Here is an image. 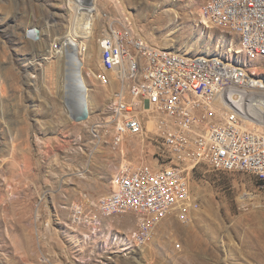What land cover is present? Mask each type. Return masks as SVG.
Instances as JSON below:
<instances>
[{"label":"rangeland","instance_id":"obj_1","mask_svg":"<svg viewBox=\"0 0 264 264\" xmlns=\"http://www.w3.org/2000/svg\"><path fill=\"white\" fill-rule=\"evenodd\" d=\"M123 1L147 43L167 52L226 58L229 46L240 48L232 33L198 24L206 0ZM70 2L0 0V264H259L264 190L250 175L196 167L187 174L197 204L190 221H178L171 211L150 221L143 247L131 235L134 214L95 211L120 168L158 169L168 162L153 157L151 123L144 136L112 144L114 127L107 121L120 86L99 68L97 39L112 19L126 17L117 0H96L100 24L80 72L88 117L75 122L64 112L45 69L55 57L52 45L75 18Z\"/></svg>","mask_w":264,"mask_h":264},{"label":"built area","instance_id":"obj_2","mask_svg":"<svg viewBox=\"0 0 264 264\" xmlns=\"http://www.w3.org/2000/svg\"><path fill=\"white\" fill-rule=\"evenodd\" d=\"M252 6L262 7V15H253ZM254 16L255 24L229 29L249 36V45L264 54V0H222L216 15H209L202 4L200 19L218 15ZM61 40L52 45L57 52ZM99 68L113 73L119 83L110 105L114 147L122 138L142 137L146 124L154 127L151 142L153 157L166 160L158 169L149 165L122 167L112 177L108 199H99L97 209L136 211L145 222H136L131 234L143 247L151 237L147 221L162 206H171L178 221H190L191 209L197 206L191 197L187 174L206 164L225 173H240L255 178L264 190V134L247 131L241 119L250 117L264 124V89L255 93L243 72L212 60L180 58L141 40L126 17L112 19L97 39ZM223 85H230L228 97H221ZM254 87L253 96L238 95V88ZM216 102L228 108L219 113ZM251 109V111L249 110ZM133 203V210H126ZM83 211L80 214L82 220ZM89 222V218H85Z\"/></svg>","mask_w":264,"mask_h":264},{"label":"bare ground","instance_id":"obj_3","mask_svg":"<svg viewBox=\"0 0 264 264\" xmlns=\"http://www.w3.org/2000/svg\"><path fill=\"white\" fill-rule=\"evenodd\" d=\"M71 3V2H70ZM71 9L75 13V18H73V22L70 25V29L66 36H63L64 39L61 42V48L55 53L54 60L50 62L48 68L45 69L46 77L48 78L47 83L51 86L52 89L55 88L57 90L59 97L63 101V110L70 117L71 111L69 106L66 104V84L69 83L71 85L74 101L75 103L78 101V85L76 83V78L74 77V63H79V72H81V65H86L90 62L91 57L88 52L90 49V42L93 39V33L97 29L95 25L100 24V11L97 8L96 0H72ZM205 4H208V12L209 15H216L218 9L222 5V0H206ZM117 5L121 8L122 12H125L126 18L131 22L133 30L136 32L138 37L147 42L146 38L137 30L134 20L131 14L127 11L126 5L123 0H117ZM252 14L253 15H262V7L252 6ZM197 22H195L196 24ZM198 24H200L205 29H211L210 26H213V19H206V22L199 18ZM250 24H255L254 16H244L242 14H233V22L232 17H227L226 15H218V29L223 31H228L232 33V35L236 36L239 42V47L235 49L232 45L224 52V57L218 56H195L189 58L185 55H179L176 53H170L177 55L180 58H188L193 60H212L214 62L219 63L220 65H227L231 67L233 70L243 72L246 75V80L253 84L259 85L255 86V93H262V89H264V64L257 65L255 63H264V54L259 53V49L257 48H246L244 45H249V36H241V32H230L229 29H236V27H245L250 26ZM98 27V26H97ZM62 37V38H63ZM221 38H224L223 36ZM157 47V45H151ZM93 46H91L92 48ZM93 49V48H92ZM160 49V48H158ZM163 50V49H162ZM165 51V50H163ZM51 53V51H49ZM49 53V54H50ZM243 54L249 61L255 63H245L241 64L237 61L236 55ZM81 56V59H80ZM229 57V58H228ZM230 57H235V59H231ZM49 58V56L47 57ZM49 60V59H48ZM115 80V77H113ZM80 81L83 83L82 77L80 75ZM84 84V83H83ZM228 92H230V85H223V89H221V97H228ZM87 94V93H86ZM238 95L243 96H253L254 95V87H243L238 88ZM58 97V96H57ZM87 101V100H86ZM87 104V102H86ZM218 112L226 113L228 112V108L226 106H222L216 102L215 104ZM251 111V109L249 108ZM67 115V116H68ZM260 122H256L250 117H246L241 119V127L247 131H254L257 133L264 134V124H259ZM107 124H110V119H108ZM149 125V124H148ZM244 195L241 194L239 198L241 199ZM108 199V196L102 198ZM103 215L106 216H120L128 213L134 214L136 216L137 222H145V215L140 214L136 211H121V210H104L99 209ZM126 210H133V203H126ZM171 211V206H162L161 212H153V215L149 217L147 221V228L150 224V221L157 220L163 217L167 212ZM137 243V241L134 239ZM260 244V243H259ZM258 247V246H257ZM259 248V247H258ZM257 253V252H256ZM259 264H264V251H260L256 254Z\"/></svg>","mask_w":264,"mask_h":264},{"label":"water","instance_id":"obj_4","mask_svg":"<svg viewBox=\"0 0 264 264\" xmlns=\"http://www.w3.org/2000/svg\"><path fill=\"white\" fill-rule=\"evenodd\" d=\"M29 35L33 37L32 31L29 32ZM74 77L76 78V83L78 85V101H74V93L72 91L71 85L66 84V101L67 105L70 108L71 114L70 118L75 122L85 121L88 117L87 104H86V88L83 83L80 81V72H79V63H74Z\"/></svg>","mask_w":264,"mask_h":264}]
</instances>
